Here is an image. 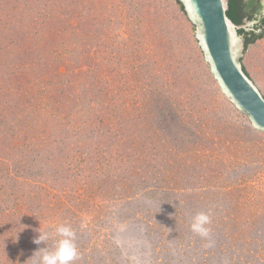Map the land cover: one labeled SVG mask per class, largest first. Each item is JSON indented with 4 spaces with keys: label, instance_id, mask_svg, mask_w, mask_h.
Masks as SVG:
<instances>
[{
    "label": "rangeland",
    "instance_id": "rangeland-1",
    "mask_svg": "<svg viewBox=\"0 0 264 264\" xmlns=\"http://www.w3.org/2000/svg\"><path fill=\"white\" fill-rule=\"evenodd\" d=\"M258 2L241 64L264 96ZM61 223L75 264H264V131L176 0H0V264Z\"/></svg>",
    "mask_w": 264,
    "mask_h": 264
},
{
    "label": "water",
    "instance_id": "water-1",
    "mask_svg": "<svg viewBox=\"0 0 264 264\" xmlns=\"http://www.w3.org/2000/svg\"><path fill=\"white\" fill-rule=\"evenodd\" d=\"M194 25L195 37L205 62L222 92L248 119L251 126L264 131V96L247 76L241 64L244 39L238 30L249 31L251 21L234 24L226 15L228 0H179Z\"/></svg>",
    "mask_w": 264,
    "mask_h": 264
},
{
    "label": "clouds",
    "instance_id": "clouds-1",
    "mask_svg": "<svg viewBox=\"0 0 264 264\" xmlns=\"http://www.w3.org/2000/svg\"><path fill=\"white\" fill-rule=\"evenodd\" d=\"M209 224V215L200 212L192 217L190 229L193 233L204 238L209 235L210 229L207 227ZM55 231L59 239L55 240L51 249H38L28 258L25 264H75V261L79 258V251L75 242V230L69 224L61 223ZM47 239L48 232L46 230L40 231L39 237L35 238L33 243L40 244Z\"/></svg>",
    "mask_w": 264,
    "mask_h": 264
},
{
    "label": "trees",
    "instance_id": "trees-1",
    "mask_svg": "<svg viewBox=\"0 0 264 264\" xmlns=\"http://www.w3.org/2000/svg\"><path fill=\"white\" fill-rule=\"evenodd\" d=\"M180 6L182 12L185 13L183 6L176 0ZM259 13L258 0H228V10L226 11L227 17L236 25H243L245 21H254ZM260 22L259 24L261 25ZM258 26L252 28V30H245L244 28L238 30V35H241L244 39V51L249 44L254 43L256 40L262 38L263 34H257L256 30ZM245 74L248 76L246 70L243 68Z\"/></svg>",
    "mask_w": 264,
    "mask_h": 264
}]
</instances>
